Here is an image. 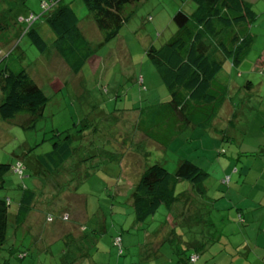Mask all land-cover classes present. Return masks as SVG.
Returning a JSON list of instances; mask_svg holds the SVG:
<instances>
[{
	"label": "rangeland",
	"instance_id": "374dc122",
	"mask_svg": "<svg viewBox=\"0 0 264 264\" xmlns=\"http://www.w3.org/2000/svg\"><path fill=\"white\" fill-rule=\"evenodd\" d=\"M60 1L72 3L81 20L80 26L88 31L87 36L92 47L88 61L77 73L71 72L51 50L42 54L24 34L25 28H20L24 22L27 24V21L20 22L21 17L36 13L35 18L42 13L50 0H0V22L4 24H0V61L7 62L9 58L16 57L22 66L31 70L49 97L43 117L36 121L33 128L24 130L12 121L0 117V162L13 164L21 159L26 164L22 174L12 169L6 172L4 188L0 189V194L11 197L9 216L16 211L21 186L25 184L38 189L39 181L45 179L43 174L33 172L32 164L36 156L48 151L51 141L58 135L70 134L74 147L73 156L64 165L65 169L51 174H58L56 179L47 178L42 194H47L50 198L53 192L58 193L45 203L43 201L48 196L38 197L40 200L36 205L43 204L24 223L27 225L16 226L9 220L7 239L13 240L12 248H15L13 255L7 248L0 251V264L7 257L10 259L8 264H61V248H66L67 245L74 247L73 243L79 244V241L83 246L81 252L87 249L86 252L90 253L94 248H99L88 264H178L175 260L179 255L193 253L189 248L181 250L177 246L175 249L176 244L183 246L180 242L175 241V244L172 241H163L162 247L149 253L147 258L144 253L139 255L136 252V249L143 247L142 235L145 231L135 229L132 208L126 200L128 192L126 193L124 187L130 188V182H135L138 171L148 163L159 161L169 171H174L179 159L189 157L202 167H207L210 172L204 185L207 188L206 193L212 196L215 191L213 189L226 175L220 174L223 173L222 168L228 170V177L239 167H246L247 162H253L246 158L248 153L244 156L240 153L239 159L236 153L253 150L260 143L258 138H262L258 130L264 124V81L262 83V76H256L257 71L252 69L259 51L264 47V33L261 30L264 20L257 22L258 27L254 30L257 34L255 43L244 60L238 66L232 65L228 59L225 62L223 60V69L220 71L223 74L226 68L225 71L231 73L239 85H243L248 77L252 81H258V91L246 95L237 92L234 96L232 92L231 99L237 109L232 116L233 120L230 116L227 122L226 116L229 112L226 107L223 108L216 119L219 131L186 127L167 147H161L147 138V143H140L144 136L142 132H137L134 125L139 107L165 100L168 96V91L145 50L151 43L161 45L173 33L176 26L172 21V14L180 3L184 10L189 11L193 6L192 1L139 0L131 5V15L118 34L104 42L82 0ZM263 1L252 0L253 9L262 10ZM9 15L14 20L17 19L15 23L9 20ZM148 15L152 18L147 19ZM42 19L43 17L36 22L41 24L39 28L48 45H51V38L47 35L51 29ZM223 134L229 138H224ZM115 146L123 149L124 153L117 151ZM139 148L145 151L143 153L146 156L137 152ZM70 166L72 172L69 173ZM68 180L70 184L62 185ZM219 192L221 191H217ZM82 199L86 202L85 213L80 207L75 212H71L69 208L68 212L71 214L66 215L65 209L76 203L82 206ZM163 208L165 207H159L156 218L163 217L167 211ZM48 214L52 217L47 218ZM82 216L89 218L85 231L89 235L74 242L62 237L69 232L68 228L75 229L76 220ZM149 223L152 227L156 222L149 220ZM208 226L212 224L209 222ZM217 227H220V223ZM225 229L237 230V226L231 223ZM152 231L154 230L149 229V232ZM116 232L121 235L124 246L126 240L130 239L137 248L130 247L129 251L125 249V253L119 255L118 246L111 241ZM179 232L183 231L180 229ZM73 234L77 232L73 231ZM148 235L145 236V241L150 240ZM219 238L220 234L200 252V261L208 256L210 249H217ZM33 239L34 244L31 241ZM17 249L25 251L21 259L15 254ZM198 256L199 253L196 259ZM263 257L260 255V264H264ZM215 264L222 263L217 261Z\"/></svg>",
	"mask_w": 264,
	"mask_h": 264
},
{
	"label": "trees",
	"instance_id": "16d2710c",
	"mask_svg": "<svg viewBox=\"0 0 264 264\" xmlns=\"http://www.w3.org/2000/svg\"><path fill=\"white\" fill-rule=\"evenodd\" d=\"M82 1L91 14L94 27L100 32L104 42L118 34L121 26L131 15V5L139 0ZM189 1H192L193 4L189 11L184 10L180 3L172 14V21L176 26L173 33L161 45L156 46L151 43L145 50L147 57L156 67L157 73L168 91V96L165 100L138 108L134 125L137 132H142L144 136L140 143L143 141L147 143L148 141L145 139L147 138L157 143L156 145L159 144L158 146L167 147L171 140L186 127L219 131L220 129L216 127V119L220 116L223 108L226 107V111L229 112L226 118L227 122L230 118L229 108L235 111L237 109L231 99L232 92L234 96L237 92L246 95L258 91L251 90L252 79L250 77L243 85L236 88L231 85L232 77L229 72L225 71L226 68H224L223 74L220 71L223 69V60L224 62L226 59L230 60L234 66H238L244 60L254 43V25L264 15V12L261 15L254 10L251 0ZM43 9L42 13L35 18L34 14L36 13L31 14L33 18H29L30 15L21 17L20 22L27 21V24L24 22L20 28H25L24 34L42 54L51 50L71 72L77 73L92 54L87 29L84 28V31L80 26L81 20L70 1L50 0ZM41 17H43L42 21L51 29L49 34L46 33L51 38V45H48L39 28L41 24L38 25L36 22ZM8 18L14 23L17 20L16 18L14 20L12 15H9ZM151 18V15L147 16V19ZM0 24L4 25L1 22ZM0 92V117L2 119L12 121L25 130L33 128L36 121L43 117L44 107L49 97L31 70L22 66L16 57L9 58L7 62L0 61ZM234 112L232 116H234ZM232 116L231 120H233ZM262 126L264 128V124ZM223 136L226 139L229 138L226 134ZM263 147L264 144L258 143L251 151H238L237 153H243V156L248 153L249 156L246 158L253 160L257 156L263 157ZM115 148L119 152L123 150L118 146ZM137 152L146 156L143 149L139 148ZM73 153L72 137L70 134H64L58 135L51 141L48 151L36 156L32 164L33 172L43 174L45 179L39 181L40 188L38 189L25 184L21 186L16 211L13 215L9 216L11 197L3 193L0 194V251L7 248L12 254L15 248H12L13 240L7 239L9 220H12L16 226L27 225L24 223L32 218L34 210L40 208L43 203L58 193L53 192L50 198L47 194H42L47 178L56 179L58 174H51L62 172L61 169H65L64 165L71 159ZM239 157L241 154L237 158L239 159ZM25 167L26 164L21 159H17L13 164L0 162V189L4 188L6 172L12 169L22 174ZM206 168L189 157L179 159L174 171H169L161 162L154 161L144 165L141 171H138L135 182H130V188L119 184L125 186L124 189L126 193L128 192L126 200L132 208L135 229L145 231L142 235L144 237L142 252L141 248L136 249V252L144 253V257H147L149 253L159 249L158 246L150 250H143L148 241H145V236L155 231L149 232L151 229L149 220L152 223L156 222L152 226L162 224L163 221L168 222L176 235V243L180 242L184 246L182 250L189 248L190 252L193 251L194 254L189 253L177 257L182 263L187 260L188 264H193L198 253L202 252L207 244L218 238L219 234L211 230L214 226L208 214V211L214 210L215 207L212 204L213 198L206 193L204 185V180L209 175ZM70 172H72L71 166ZM227 179L226 176L222 178V181L227 182ZM69 180H72V177ZM69 180L66 183L62 181V185L70 184ZM180 184L181 187H179ZM41 195L46 198L48 196V198L43 203H39L40 205H36L40 200L38 197ZM82 201V206L76 203L65 209L66 215L71 214L68 212L69 208L71 212H75L80 207L81 211L85 213L86 202L85 199ZM160 206H164L163 210H167L161 217L162 220L155 217ZM83 216L76 220L75 229L68 228L69 232L64 233L62 237H67L72 240L71 242H74L88 236L89 234L85 231L88 228L89 218ZM46 217L51 218L52 215L48 214ZM207 219L213 227L208 226ZM144 225L148 227L146 228ZM180 229L183 232H176ZM73 231L77 234H73ZM181 234L185 236V239L181 237ZM169 240L163 237L160 243ZM31 241L33 244L35 243L34 239ZM111 241L118 246L119 255L125 253V249L129 251L130 247L137 248L131 240L130 243L127 241L124 246L122 237L117 232L114 233ZM80 242L79 244L74 242V247L67 245L66 248L64 246L61 248V254H63L61 264L92 261L94 252L99 248H94L90 253L86 252L87 249L81 252L80 249L83 246ZM23 252H25L24 249H17L15 254L21 259L24 256ZM128 254L131 253L128 252ZM191 255H196L193 261L189 259ZM9 260L8 257L3 258V264H8Z\"/></svg>",
	"mask_w": 264,
	"mask_h": 264
},
{
	"label": "crops",
	"instance_id": "0c3cea01",
	"mask_svg": "<svg viewBox=\"0 0 264 264\" xmlns=\"http://www.w3.org/2000/svg\"><path fill=\"white\" fill-rule=\"evenodd\" d=\"M261 9L258 12L262 15L264 12V1ZM260 20H264V15L258 21ZM256 27H258L257 23L254 25V30ZM261 28L263 34L264 26ZM256 36L257 34L255 33L254 43ZM262 44L264 46V43ZM252 70L257 71L255 72L256 76L257 74L262 76L261 82L263 83L264 47L259 51ZM249 72L247 75H249ZM229 74L232 75L231 73ZM231 77V85L239 88L240 85L235 81V78ZM259 84L258 81H252L251 90H258L260 88ZM229 110V116H232L235 110L232 108H229ZM262 125L258 130L262 138L260 139L259 137L258 141L264 144V128ZM262 153L263 157L257 156L253 159V162H247L248 166H244V168L239 167L234 174L228 175L227 182L221 180L220 184L213 189L215 191L211 197L213 198L212 204L215 208L214 211H208V214L214 226L211 230L217 231L216 233L220 234V238L218 239L219 244L214 251L212 249L208 251V256L204 260H199L201 256V253H199L198 258L193 264H215L217 261L222 264H260V255L264 256V152ZM236 156H240V153H236ZM221 171H223V173L220 172L222 176L223 174H228L226 168H222ZM219 190L222 193H217ZM159 218L161 220V216ZM215 223L217 225L220 223V227L218 228ZM231 223L236 224L237 230L231 229L226 231L225 227ZM150 228L155 231L148 235L150 240L145 243L143 250H150L158 246L160 249L162 247L160 241L163 237L175 243L176 235L168 222L163 221L162 224H157ZM176 232H179V230H176ZM181 237L184 239L185 236L181 234ZM126 241L130 243V239ZM177 246L179 245L176 244L175 249H177ZM179 248L182 250L184 246H180ZM140 250L142 252V248ZM175 261L178 264L189 263L187 260L185 263H182L178 258ZM88 263L89 261L84 264Z\"/></svg>",
	"mask_w": 264,
	"mask_h": 264
},
{
	"label": "built area",
	"instance_id": "2783aa9c",
	"mask_svg": "<svg viewBox=\"0 0 264 264\" xmlns=\"http://www.w3.org/2000/svg\"><path fill=\"white\" fill-rule=\"evenodd\" d=\"M17 169L20 171V169H19V168H17ZM195 257H196V255H195V256H194V255H191V256H190V258H189V259H190V261H193V260L195 259Z\"/></svg>",
	"mask_w": 264,
	"mask_h": 264
}]
</instances>
